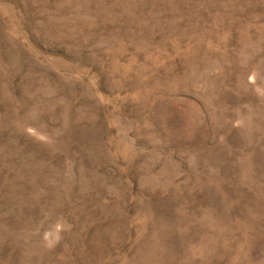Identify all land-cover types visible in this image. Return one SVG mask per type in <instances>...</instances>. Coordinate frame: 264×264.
I'll list each match as a JSON object with an SVG mask.
<instances>
[{"label":"rangeland","instance_id":"rangeland-1","mask_svg":"<svg viewBox=\"0 0 264 264\" xmlns=\"http://www.w3.org/2000/svg\"><path fill=\"white\" fill-rule=\"evenodd\" d=\"M0 264H264V0H0Z\"/></svg>","mask_w":264,"mask_h":264}]
</instances>
